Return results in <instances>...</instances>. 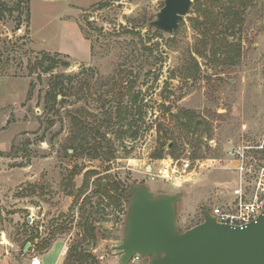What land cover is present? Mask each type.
I'll list each match as a JSON object with an SVG mask.
<instances>
[{
    "label": "rangeland",
    "instance_id": "374dc122",
    "mask_svg": "<svg viewBox=\"0 0 264 264\" xmlns=\"http://www.w3.org/2000/svg\"><path fill=\"white\" fill-rule=\"evenodd\" d=\"M163 7L164 0H36L31 12L39 49L32 50L30 1L0 0V92L11 85L15 93L13 103L0 106V232L7 240L0 245V264H29L32 256L49 255L47 264H55L71 249L93 255L91 264H121L114 247L124 241L129 207L118 208L97 194V184L119 181L130 193L147 186L155 195L182 194V233L226 199L236 152L250 147V163L261 160L264 150L256 148L264 146L262 0H192L173 37L148 26ZM22 27L24 36L18 34ZM44 55L61 64L45 72L52 63L39 65ZM59 76L73 82L64 81L70 94L55 115L48 112L46 94ZM114 78L124 87L133 83L132 96L140 94L133 106L131 96L124 100L134 114L143 108L135 137L105 123L116 111ZM83 80L90 89L80 91ZM82 110L88 135L77 138L67 113L79 116ZM182 111L196 112L203 122L198 132L179 119ZM98 129L106 138L97 136ZM159 139L169 146L163 159H154ZM99 143L104 152L112 147L114 157L93 159L79 149L93 151ZM29 238L35 239L29 242L34 253L31 247L25 254ZM45 241L51 247L39 252ZM149 262L142 257L131 264Z\"/></svg>",
    "mask_w": 264,
    "mask_h": 264
},
{
    "label": "water",
    "instance_id": "95a60500",
    "mask_svg": "<svg viewBox=\"0 0 264 264\" xmlns=\"http://www.w3.org/2000/svg\"><path fill=\"white\" fill-rule=\"evenodd\" d=\"M191 3L164 0L148 26L173 37ZM131 190L124 241L114 247L121 264H131L137 255L149 258V264H264V212L244 227L221 224L204 212L201 224L181 233L177 205L182 194L155 195L147 186ZM30 247L25 246V254Z\"/></svg>",
    "mask_w": 264,
    "mask_h": 264
},
{
    "label": "trees",
    "instance_id": "16d2710c",
    "mask_svg": "<svg viewBox=\"0 0 264 264\" xmlns=\"http://www.w3.org/2000/svg\"><path fill=\"white\" fill-rule=\"evenodd\" d=\"M30 1V0H29ZM228 15L235 16V13L229 12ZM30 20V18H29ZM236 24L234 23L231 27L235 28ZM234 50L238 51L237 54H234L235 57L240 56L239 49ZM228 55H231L229 52ZM46 62H51L52 66L48 67L45 72H50L57 64H61V61H56L54 58H51L47 55H44L39 65H44ZM230 64H233V62L230 61ZM64 66H69L68 63H64ZM67 81L68 84H72L73 78L64 76H59L55 83L51 84L49 92L46 94V106L48 108V112H53L55 115L60 114V110L57 109V106L64 103L67 97L70 93H66V85L64 84V81ZM116 78L112 80L113 84H111V93L114 95L113 102L116 106V111L113 112V114H110L108 117H105V123L107 124V127H118V132L122 134H126L129 131H132V136L135 137L138 135L140 131V124L144 123V115H143V108H140L139 110H136L134 114V110L131 106L134 105V103L137 102L140 94L133 95L134 93V87L133 83L130 85V87H124V81L121 79L118 82L115 81ZM104 85V84H103ZM128 85V84H127ZM86 88L90 89V84L88 81L83 80L79 82V89L80 91H84ZM118 89V90H117ZM79 94H86V93H79ZM62 97L61 100H58L59 97ZM131 96V106L128 104H124V100L129 98ZM68 116L72 120V124L76 126L77 131V138H86L83 135H88L86 131L88 130V125L85 120L86 113L83 112V110L78 115H74L72 112L67 113ZM136 114L139 115L138 119H135ZM179 119L184 120L187 119L191 126L190 130H194V132H198L201 126H203V122L200 118L197 117L196 112L194 111H182L179 113ZM187 129L188 127L184 125ZM126 129L125 131H123ZM135 129V131H133ZM90 130V129H89ZM160 131V130H159ZM100 138H106V134L102 133L99 129L96 131ZM159 147L157 151L154 153L153 158L154 159H163L166 155V147L169 145L166 142H162L161 139L158 140ZM93 148V151L91 149H85L84 146H81L79 149L85 151L87 155H90L93 159H99L102 158V156H105L106 160H110L114 157V149L112 147L109 148L107 152H104L102 149L101 144L99 143L98 146ZM73 150L77 151L76 148H72ZM96 193L101 194L105 197H107L111 202L115 203L116 207L121 208L123 204L125 203L127 207H129V199H130V190L125 187L124 184H122L119 181H109L104 187L100 184L96 185ZM210 212V211H209ZM94 229L92 230L91 236L93 239L95 237L93 236ZM34 238H29L24 242V248L29 243L34 241ZM51 247V244L48 241L42 242L38 245L39 252H43L48 250ZM93 262H96V259L93 255L89 254H81L77 252V250H70L68 255L66 256V259L63 264H91Z\"/></svg>",
    "mask_w": 264,
    "mask_h": 264
},
{
    "label": "built area",
    "instance_id": "2783aa9c",
    "mask_svg": "<svg viewBox=\"0 0 264 264\" xmlns=\"http://www.w3.org/2000/svg\"><path fill=\"white\" fill-rule=\"evenodd\" d=\"M25 28H20L18 34L24 36ZM247 148V153L243 151L233 155L236 162L235 180L233 185L226 188V199L218 201L210 209L211 215L221 224L244 227L256 221L264 212V155L261 160L252 164L248 154L252 148ZM256 149L264 150V146ZM189 168V163L184 165L185 172ZM0 245H7L4 232H0ZM31 247V252L34 253V248L32 245ZM141 258L139 255L135 256L132 263L140 261ZM29 264H42V261L38 256H32Z\"/></svg>",
    "mask_w": 264,
    "mask_h": 264
},
{
    "label": "crops",
    "instance_id": "0c3cea01",
    "mask_svg": "<svg viewBox=\"0 0 264 264\" xmlns=\"http://www.w3.org/2000/svg\"><path fill=\"white\" fill-rule=\"evenodd\" d=\"M36 0H30V22L28 23V26H27V37L29 38L28 39V42H29V46L32 50H38V42H37V38H36V35H35V31H34V25H33V15H32V12H31V5L35 2ZM40 1H55V2H58L59 0H40ZM64 1H67V0H64ZM72 6V9L78 11L80 9H84V7H79L75 4H68V7L70 8ZM71 9V8H70ZM79 28V27H78ZM13 88L12 86L10 85L9 87V90H2L0 92V106H2V104H4L5 102L6 103H13V98L15 96V93H13ZM47 257H50L47 256ZM46 256H43V260L41 259V261L45 264H47V258ZM64 263V258L61 256L58 258V263L55 262V264H63Z\"/></svg>",
    "mask_w": 264,
    "mask_h": 264
}]
</instances>
